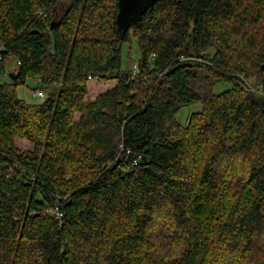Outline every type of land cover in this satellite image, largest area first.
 Instances as JSON below:
<instances>
[{
    "label": "trees",
    "instance_id": "16d2710c",
    "mask_svg": "<svg viewBox=\"0 0 264 264\" xmlns=\"http://www.w3.org/2000/svg\"><path fill=\"white\" fill-rule=\"evenodd\" d=\"M63 2L0 0V264H264V0Z\"/></svg>",
    "mask_w": 264,
    "mask_h": 264
},
{
    "label": "rangeland",
    "instance_id": "374dc122",
    "mask_svg": "<svg viewBox=\"0 0 264 264\" xmlns=\"http://www.w3.org/2000/svg\"><path fill=\"white\" fill-rule=\"evenodd\" d=\"M64 2L59 6V17H63L65 9L69 7V0H63ZM2 50V44L0 43V51ZM213 52V50L211 51ZM142 57V52L138 45V42L135 38L132 39V42H127L124 44L122 49V68L125 71H133L138 65ZM17 69V61L11 58L5 68V71L0 74V84L10 83V75L13 74ZM201 73L205 76H208L207 70L202 68ZM246 85L251 89V91H256V87L260 89L261 87L257 86V80L254 78H246L242 76ZM95 84H91V87H94ZM41 88V84L34 81L28 80L26 86H21L17 88V95L20 99L24 100L28 104L41 103L44 98L35 97V90ZM228 89V85L224 83H218L216 86V93L224 92ZM261 90V89H260ZM89 96V95H88ZM201 105H191L182 108L178 116V122L182 125H185L189 117L194 113L201 112Z\"/></svg>",
    "mask_w": 264,
    "mask_h": 264
},
{
    "label": "water",
    "instance_id": "95a60500",
    "mask_svg": "<svg viewBox=\"0 0 264 264\" xmlns=\"http://www.w3.org/2000/svg\"><path fill=\"white\" fill-rule=\"evenodd\" d=\"M159 0H119V12L117 15L118 30L127 33L132 26L142 21L145 13L153 8ZM13 81L17 80L16 74H11Z\"/></svg>",
    "mask_w": 264,
    "mask_h": 264
},
{
    "label": "built area",
    "instance_id": "2783aa9c",
    "mask_svg": "<svg viewBox=\"0 0 264 264\" xmlns=\"http://www.w3.org/2000/svg\"><path fill=\"white\" fill-rule=\"evenodd\" d=\"M36 97H39V98H43L44 97V93L42 91H39L35 94Z\"/></svg>",
    "mask_w": 264,
    "mask_h": 264
}]
</instances>
